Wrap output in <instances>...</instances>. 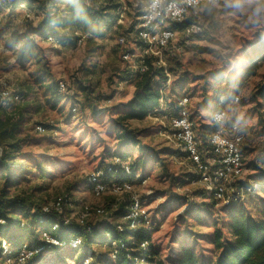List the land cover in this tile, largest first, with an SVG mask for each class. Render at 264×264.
<instances>
[{"label": "rangeland", "instance_id": "374dc122", "mask_svg": "<svg viewBox=\"0 0 264 264\" xmlns=\"http://www.w3.org/2000/svg\"><path fill=\"white\" fill-rule=\"evenodd\" d=\"M21 1L0 0V78L22 97L18 107L24 117L19 136L25 140L16 156L20 164L9 163L14 173L9 196H23L42 206L68 195L72 203L67 215L74 221L86 206L104 207L106 216L93 215L87 221L103 234L106 224L115 226L120 220L114 213L130 205V195L108 191L96 197L86 181L96 169L112 163L114 153H130L146 172V178L134 184V191L150 212V245L159 250V257L190 246L202 261L213 260L211 241L216 227L227 221L226 203L216 202L206 191L174 137L171 120L178 114L179 101L187 97L194 132L205 149L207 136L217 128L212 121L214 104L224 96L227 128L236 124L244 133L246 171L236 186L263 173L264 122L252 96L264 80V60L257 59L264 55V3L241 0L238 10L225 0H205L197 18L202 32L188 35L178 30L176 39L160 49L162 65L173 70L166 82H159L165 101L145 120L130 122L139 143L125 144V139H119L123 132L114 123L135 89L144 51L135 30L148 0H86L96 8L110 7L108 26L101 36L75 31L62 15L65 2L48 0L43 12ZM257 8H261L259 15ZM47 16L52 22L44 28L68 35L66 43L56 46L43 33H33ZM78 37L83 38L81 45L76 43ZM121 37L125 43L119 42ZM126 52L132 54L130 60L123 57ZM61 80L67 86L64 92L58 90ZM8 112L13 114L17 108ZM261 113L264 116V105ZM40 124L46 131L36 130ZM21 170H25L23 175ZM7 171L0 168V189L6 184ZM262 199L264 191L243 203L254 208ZM33 210L27 203L9 212L17 225L9 232L13 238L26 242L38 238L32 227L16 223ZM94 239L90 246L55 252L42 262L82 264L89 252L93 264H114L109 247Z\"/></svg>", "mask_w": 264, "mask_h": 264}, {"label": "trees", "instance_id": "16d2710c", "mask_svg": "<svg viewBox=\"0 0 264 264\" xmlns=\"http://www.w3.org/2000/svg\"><path fill=\"white\" fill-rule=\"evenodd\" d=\"M50 1V0H49ZM56 1V0H55ZM65 2L66 6L63 9L62 15L68 22L73 23L76 30L86 34H94L101 36L104 34V30L108 26V20L110 15L108 10L110 7L96 8L89 5L86 0H59ZM28 3L31 8L37 6V10L46 11L47 6L50 4L48 0H22L20 4ZM53 3V2H51ZM190 18L188 21L190 22ZM60 19H57V24ZM52 22L51 16L44 17L39 21V27L35 29L33 33H50L51 31L44 28L46 24L50 27ZM186 22L173 23L171 28L176 30H182ZM62 40V43L67 42L66 35L53 34ZM259 61L264 60V55L257 57ZM257 59H252L255 62ZM140 60H144V64L147 69L144 72L138 71L134 82V92L132 98L125 105L122 112L119 113L115 119V127L118 131H121L119 139H125V144L139 143L137 139V131L130 127L131 121L145 120L152 111L160 105V100L164 95V91L160 88L159 82H166L168 79V73L173 71L167 69L162 64H158L159 58L154 55H144ZM140 64V61L139 63ZM249 68V67H248ZM249 70V69H245ZM58 86V85H57ZM59 90V88H58ZM168 97V96H167ZM224 96L216 100L213 110L225 109ZM169 98V97H168ZM167 98V100H168ZM252 100L255 103L256 110L260 113V121L264 122V116L261 113L264 105V80L259 84L255 93L252 96ZM167 104V102H166ZM15 106L17 112L10 113L8 109L0 105V168L7 169L8 177L3 189H0V219L4 220V223H0V237H6L14 245L19 247L24 242L23 240H17L13 238L9 232L16 225L15 219L9 217V212L18 207L25 206L27 203L31 204L33 211L29 213L27 218L20 219L16 223L20 227H32L38 235L40 228H47L56 219L55 214H42L41 205H34L26 197L23 196H9V186L11 182H14L9 163L19 165L17 161V155L23 148L24 140L21 138L20 130L23 125L24 117L22 108ZM19 108V109H18ZM177 113V112H176ZM175 113V114H176ZM177 115V114H176ZM173 114H171V117ZM173 118V117H172ZM207 148V145L206 147ZM243 148V147H242ZM119 156L122 160H130V165L133 170L132 178H135V174H140L144 179L146 178V172L142 169L139 159H133L130 153H114L112 157ZM111 165H102L106 172ZM21 175L25 173V170H21ZM259 177L253 178L251 181L260 184V187L255 193H246L243 200H231L226 203L227 221H223L220 227L217 226L212 237V244L215 248V258L213 260L202 261L200 256L197 255L194 248L190 246H182V248L173 255L161 259L159 250L156 247H152L150 244L151 232L149 227L140 226L137 229H130L128 225H125L123 232L116 231L115 226L106 224L103 234H99L94 226L91 228L87 226H80L75 223L64 225L61 222V227L58 231L60 238L65 239L72 235H79L82 237L83 244L92 245L94 240H101L102 244H107L110 249V242H108L107 233H111L112 239L121 241L124 247L119 249L118 257L114 261V264H264V199L260 201L254 208H250L245 203V200L250 197L257 196L260 192L264 191V171ZM14 185V183H12ZM246 183L237 186L240 190ZM216 201V200H215ZM217 202V201H216ZM128 207L121 206L115 211V215L121 219L127 214ZM199 218V217H198ZM29 219V222L26 220ZM117 223V222H116ZM90 225V224H89ZM17 226V225H16ZM38 237V236H37ZM38 238L30 244H37ZM145 242H148L146 247L143 246ZM151 246V247H150ZM75 251L73 249H63L60 252ZM94 256L86 252L83 256L82 264L85 258ZM143 259V262H137L135 259ZM38 258L32 260L29 264H35L38 262ZM4 264V262H1ZM93 264V261L92 263Z\"/></svg>", "mask_w": 264, "mask_h": 264}, {"label": "built area", "instance_id": "2783aa9c", "mask_svg": "<svg viewBox=\"0 0 264 264\" xmlns=\"http://www.w3.org/2000/svg\"><path fill=\"white\" fill-rule=\"evenodd\" d=\"M210 3L220 0H206ZM205 0H161L158 8L153 12V0H148L139 16V23L136 26L135 34L143 47L144 55H154L159 58L157 63L162 64L160 49L166 48L174 41L178 35V30L171 28L173 23L186 22L182 29L188 35L199 34L202 32V24L199 19L202 12V6ZM192 19L190 22L189 19ZM46 41L62 45V40L57 36L46 33ZM125 37L119 39L120 43H125ZM83 42L82 37L76 38L77 45ZM130 60L132 54L126 52L123 56ZM147 69L144 60H140L137 70L144 72ZM58 88L60 92L67 89L64 81H59ZM22 97L14 94L8 81L0 78V105L10 109L21 103ZM188 98L183 97L179 101L178 114L172 118L171 123L174 129V137L183 151L187 154L190 161L195 166V172L199 180L203 183L206 191L217 201L229 203L231 200H243L246 193H255L260 187L257 182L249 181L240 190L236 183L244 176L246 167L244 154L242 151L244 143V133L234 124L227 128V113L225 109H216L212 112V121L216 129L207 136V148H202L194 132L193 122L190 118L188 109ZM236 102L239 97H236ZM165 101L164 95L160 100V105L156 110L163 106ZM75 109V108H74ZM36 130L39 132L46 131L44 125H38ZM112 163L106 172L103 168L96 169L86 181V187L96 197H100L106 192L116 195L129 194L130 205L125 216L116 223V231L123 232L125 225L130 229H137L140 226L149 227L151 225L150 212L143 203V200L134 191V184L137 181L144 180L140 174H135L132 178L133 170L130 160H122L119 156L112 157ZM231 186V185H234ZM240 184V183H239ZM244 183H241L242 185ZM231 186V193L228 189ZM72 199L68 195L60 196L51 202L41 206L42 214H55L56 219L47 228L38 230L37 244L24 242L19 247L14 246L6 237H0V262L4 264H29L32 260L38 258L39 264H44L42 260L55 252L63 249L78 250L83 244L82 237L72 235L62 239L58 235L61 222L64 225L75 223L80 226L91 225L87 223L88 219L93 216H106L107 211L104 207L92 208L86 206L79 214L78 218L72 219L67 215V208L71 206ZM0 223H4L0 219ZM110 242L111 258L116 260L119 249L124 247L121 241L113 240L111 233L106 234ZM107 245V244H105ZM148 242L143 244L144 247ZM92 256L84 259L83 264H91ZM135 261L143 262V259L136 258ZM41 262V263H40Z\"/></svg>", "mask_w": 264, "mask_h": 264}, {"label": "clouds", "instance_id": "9594fccd", "mask_svg": "<svg viewBox=\"0 0 264 264\" xmlns=\"http://www.w3.org/2000/svg\"><path fill=\"white\" fill-rule=\"evenodd\" d=\"M225 2L227 4H229L230 6L237 8L238 10L242 9L241 0H225ZM248 2H251V0H248ZM261 2L264 3V0H261ZM160 3H161V0H153L152 9H153L154 13H155V10L158 8ZM260 11H261V8H257L256 9V15H259Z\"/></svg>", "mask_w": 264, "mask_h": 264}]
</instances>
